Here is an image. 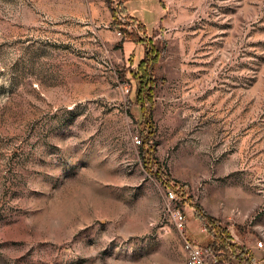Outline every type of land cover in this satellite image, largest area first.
Returning <instances> with one entry per match:
<instances>
[{
	"label": "rangeland",
	"instance_id": "obj_1",
	"mask_svg": "<svg viewBox=\"0 0 264 264\" xmlns=\"http://www.w3.org/2000/svg\"><path fill=\"white\" fill-rule=\"evenodd\" d=\"M154 3L148 121L106 1L0 0V264H186L205 217L264 257V0Z\"/></svg>",
	"mask_w": 264,
	"mask_h": 264
},
{
	"label": "trees",
	"instance_id": "obj_2",
	"mask_svg": "<svg viewBox=\"0 0 264 264\" xmlns=\"http://www.w3.org/2000/svg\"><path fill=\"white\" fill-rule=\"evenodd\" d=\"M107 2L108 8L110 10L111 13V18H113V23L114 25L120 29V31L123 33L125 39L127 41H129L130 43H134V44H146L147 46H149V50H146V59L144 61H141L140 63H138L137 65V72L135 73H130L133 78H137L138 82H139V86L141 88V90L138 93V99L139 102H141V111L143 113V115H147L148 116V112H149V108L146 107L147 105H145L144 101H143V97L147 98V103L151 104L152 103V95H153V86L155 83V78H154V74H153V68L155 66V64L158 61L159 58V52L151 45V41H149V39H146L145 37H147V32L146 29L143 25H141L140 23H138V21L135 18H130L127 16L125 8L123 7V0H119L117 1V7L113 8V0H104ZM118 16H121L123 18L128 19V23L131 24H122L120 18ZM135 25V29H133V31L131 32H127L128 29ZM139 33L141 35H143L144 37H142L141 35H139ZM133 59V58H131ZM140 75V78H139ZM145 77V80L142 81V77ZM140 82H144L142 85ZM142 87L145 88L144 92ZM141 99V100H140ZM151 121V116H148V121ZM147 121V122H148ZM149 134L153 133V125L151 122H149ZM140 141L142 142V140L140 139ZM145 145H151L152 141L149 142H144ZM199 213H202V211H200L199 209ZM199 216V214H198ZM202 216V214H201ZM204 217V215H203ZM205 220L207 221L206 227L208 229V234H209V241H208V248H211V250L213 251L215 257H216V264H221L223 263V261L228 260L229 258H237L239 261L242 260L241 258V254H237L236 250L239 249L240 247L237 246V244H234L232 242V238L231 235L228 231H226L223 228H220L217 225V221L214 220L213 218L209 217L206 218ZM209 223V224H208ZM246 264V263H245Z\"/></svg>",
	"mask_w": 264,
	"mask_h": 264
},
{
	"label": "built area",
	"instance_id": "obj_3",
	"mask_svg": "<svg viewBox=\"0 0 264 264\" xmlns=\"http://www.w3.org/2000/svg\"><path fill=\"white\" fill-rule=\"evenodd\" d=\"M167 193H168L167 197L170 202L176 201L175 192L168 191ZM172 215L176 227L182 231L185 228L184 227L185 215L183 214V211L175 206ZM257 247L263 248V243L261 241L257 242ZM183 248L186 257L185 259L186 264H216V257L213 251L211 250V248L202 247L194 243L193 241L191 242L189 240H185L183 242Z\"/></svg>",
	"mask_w": 264,
	"mask_h": 264
},
{
	"label": "crops",
	"instance_id": "obj_4",
	"mask_svg": "<svg viewBox=\"0 0 264 264\" xmlns=\"http://www.w3.org/2000/svg\"><path fill=\"white\" fill-rule=\"evenodd\" d=\"M127 1L128 0H123V7L125 8L127 16L132 18V19L135 18L138 21V23H140L141 25H143L145 27L146 32L148 33L149 30H148L147 26L144 25V23L142 22V20L140 18L135 17L133 15V13H131L130 10L128 9V7L126 6ZM151 1H154L155 2L154 4L156 5L157 0H142V3L147 4L148 2L150 3ZM160 18L161 17H160V14H159V8L156 5L155 20L152 22L153 25H152L151 29L156 27V25L159 22ZM201 230H203V229H201ZM206 238H207L206 235H204L202 239H203V241L205 243H206V241L208 243V240H206ZM192 241L194 243H197L193 239H191V242ZM236 253L237 254L242 253L241 254L242 260L239 261L237 258H229L228 260L223 261V263H221V264H245V263L246 264H264V257L262 256V253L259 251V249L255 248L251 244H246L244 247L241 246L239 249L236 250Z\"/></svg>",
	"mask_w": 264,
	"mask_h": 264
}]
</instances>
